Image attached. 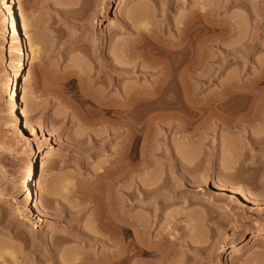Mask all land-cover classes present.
I'll return each mask as SVG.
<instances>
[{
	"label": "rangeland",
	"instance_id": "374dc122",
	"mask_svg": "<svg viewBox=\"0 0 264 264\" xmlns=\"http://www.w3.org/2000/svg\"><path fill=\"white\" fill-rule=\"evenodd\" d=\"M17 2L19 21L31 19L27 44L40 50L19 81L20 111L47 144L32 204L22 195L0 205V264L113 255L116 211L132 231L121 233L129 255L137 240L129 221L143 218L157 261L170 253L175 264H264L251 238L264 233V0ZM195 16L208 27L198 40L204 60L187 65L182 79L185 67L164 54ZM7 28L0 0V191L11 193L37 141L8 116ZM111 63L128 70L112 73ZM135 90L156 94L137 99V121L120 107ZM231 189L246 190L255 204ZM252 249L259 261L245 255Z\"/></svg>",
	"mask_w": 264,
	"mask_h": 264
},
{
	"label": "bare ground",
	"instance_id": "6f19581e",
	"mask_svg": "<svg viewBox=\"0 0 264 264\" xmlns=\"http://www.w3.org/2000/svg\"><path fill=\"white\" fill-rule=\"evenodd\" d=\"M1 1H2V7L4 8V11L6 13V19H7V23H8L7 36H5V40L9 44L8 51L10 52V56L12 57V63H13V71L4 80V85L6 87L5 96H6V99L8 101H10L9 107H8V116L12 119V121L15 125H18L24 129H26L30 138L36 140L37 142L34 143L29 148L27 153L25 154L24 158H25V161L27 163V167L24 170V173H23V175L19 181L18 187L11 193L5 189L0 191V205L2 203L7 202L8 199L12 198V199L16 200L17 197L22 196V195H24V199L27 202V204L31 205L34 198H35V190H34L35 185L33 184L34 183L33 181H34V176H35V172H36V165H37L38 157L43 152V150L47 144V141H46L45 137L39 132L37 127L35 125H33L32 123H30L29 119L25 118L20 111V108L23 106V101H22L21 97L19 96V81L21 80L22 76L26 72L29 73L31 71L32 66H33V60L35 58H37L38 55H40V50L35 49V48H31L27 44L26 29H29L32 27L31 19H30V17H28V18H25V20H23L24 19L23 18L21 21H19V15L17 14V10H18L17 9V4H18L17 0H1ZM202 10L207 11L204 8ZM203 17H204V14H202V18ZM200 20H202V19H200ZM228 28H230V30L232 31L235 27H234V25L230 24L228 26ZM207 29H208L207 26H200L198 16H195L192 19H188L187 21H185L183 23V27L181 28V33L178 34L179 35V41L176 44H172V45L170 44L169 50L166 49L167 52L165 51V54H164L165 56L172 55V57L173 56L176 57V60H177L175 62L176 63L175 66L177 65L176 68L177 67H180V68L185 67L183 71L178 72V75L180 74V76H179L180 78L182 77V79H183L184 77H187V75H188V73H187L188 69H186L187 65H192L196 62L202 63V61L204 60V57L202 56V46L200 43H198V40H199V37ZM221 29L224 30L223 27H221ZM191 47H195V51H196L195 54H193V52L191 53V51H190ZM158 53L160 54V52H158ZM161 53H163V52H161ZM166 53H167V55H166ZM153 55H157V54H153ZM3 56H4V58L8 57L7 50H5V52L3 53ZM111 64L114 65V69L110 68L112 73H115V72L117 73V72H121L124 70H128V69H124L123 66H121V64L120 65H118L116 63H114V64L111 63ZM107 67H108V65H107ZM188 67H190V66H188ZM125 68H126V66H125ZM172 74H174V73L172 72ZM118 75L121 76V75H123V73H118ZM168 76H170V75L168 74ZM261 76H260V80L264 79V75L262 74ZM258 82H259V80H258ZM110 83L113 85H117L119 82L111 80ZM136 90L134 91V93H131V91H129L132 102H129L130 104H127L126 106H120L121 111H127L128 109H131V110H129L131 112L134 111L135 121H137L139 119L138 111L141 108L140 107L141 104L137 103V99L142 97V96L145 97L147 95V94H143L144 92L141 93V92H137L138 90L137 91ZM156 93H157V91H156ZM162 93H164V92H162ZM125 94L129 95L128 92ZM147 96H150V97L155 96L156 97V94L151 93V94H148ZM161 96H159V97L161 98ZM127 97L128 96H126V98ZM185 98H186V96H185ZM185 98H184V100H185ZM163 104H165V103H163ZM159 105H161V104H159ZM166 105H165V108H166ZM154 108L158 109V111H159V108H161V107L154 106ZM155 109H154V111H155ZM163 109H164V107H163ZM166 109H168V108H166ZM133 128H132V130H133ZM135 130H134V132H135ZM130 132H132V131H130ZM255 140H257V139H255ZM136 153H137V150H136ZM128 165H130V164L128 163ZM131 167H132V169L129 168L127 172L125 170L126 175L129 172H132L134 170L133 166H131ZM134 168H135V166H134ZM136 169L137 168H135V170ZM185 170H187V169H185ZM110 174L112 175L113 172L112 173L110 172ZM123 175H125V174H123ZM113 177H115V176L113 175ZM116 177H118V176H116ZM214 188L218 189V186L215 185ZM230 192L232 193L231 194L232 197L240 199V201L244 205L255 204L253 198L251 197V195L246 190L231 189ZM15 210L19 211L17 203L15 204ZM117 210H119V209L117 208ZM113 213H115V212H113ZM114 215H115V219H113V220H114L117 231L114 233L115 235L113 237L117 241V244L119 245V248L117 249V251L114 252L115 254H113V255L109 254L105 257H100L99 259L88 261V262L85 260H81L79 264H88V263H90V264H155V262H156V264H164L165 261L167 262L168 260L169 261L171 260V256H170L171 254L170 253H168V255H166V256L162 255L163 258L159 259L158 261L156 259H154V258H156V253H155L156 246L146 243V240L143 239V235H144L143 231L148 229V224L146 223L147 220L144 219V220H146V221H144L143 218H142V221L139 220L138 222H134V223L129 221L130 225H131V226L130 225L129 226H130V228L131 227L133 228V231H134V233L136 235V239H137V240L135 239L136 240L135 247L133 246V249L134 250L136 249V250H135V252L132 253V255H129L132 251L129 253L130 250H126L129 248H126V249L123 248L121 233H123L125 231H127V232L130 231V233H131L132 231L126 227V225H125L126 223L124 224L125 221L123 220V218L121 219V215L118 214L117 211H116V214H114ZM38 217H39L38 218L39 220L34 225V228H37L38 226L42 225L43 218L41 217V215H38ZM104 226H106L105 223H104ZM102 235L103 234H101L99 240L107 242V244H109L111 242L110 241L111 239L106 238L104 240L103 239L104 235L103 236ZM122 235L124 236L125 234H122ZM251 238L254 239L256 246H258L260 248V250H262L261 252L263 254V252H264V233L253 232ZM186 245H188V243ZM131 247H132V245H131ZM131 247H130V249H132ZM180 247H181V245H180ZM257 253L258 252L255 249H252L250 251H247L245 253V255L248 254L247 256L258 260ZM139 256H141V257L146 256L145 257L146 259H144V260L142 259V261H139V260L136 261L135 260L132 262L133 257H139ZM179 263H181V262H179ZM169 264H175V263L173 261H170Z\"/></svg>",
	"mask_w": 264,
	"mask_h": 264
}]
</instances>
